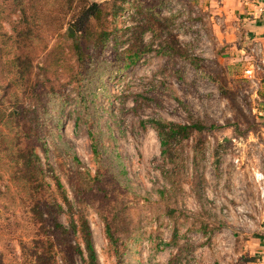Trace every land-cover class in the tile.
<instances>
[{"label": "rangeland", "instance_id": "374dc122", "mask_svg": "<svg viewBox=\"0 0 264 264\" xmlns=\"http://www.w3.org/2000/svg\"><path fill=\"white\" fill-rule=\"evenodd\" d=\"M23 1L29 24L0 0V264H88L70 230L79 218L97 264H236L225 262L232 249L262 223L264 86L245 78L250 40L234 17L208 0H88L99 14L83 26L81 0ZM13 112L38 119L65 232L45 207L43 229L34 223L30 192L10 175ZM150 120L199 129L171 161Z\"/></svg>", "mask_w": 264, "mask_h": 264}, {"label": "trees", "instance_id": "16d2710c", "mask_svg": "<svg viewBox=\"0 0 264 264\" xmlns=\"http://www.w3.org/2000/svg\"><path fill=\"white\" fill-rule=\"evenodd\" d=\"M81 2L83 3V7L80 8L79 15L82 18L81 23L83 25L87 22L89 18L93 16L94 18L97 17L99 14V10L98 5L96 3L89 5L88 0H81ZM13 3L17 6V8H23V0H13ZM66 5V8H68L71 5V2L66 3ZM22 10V16L24 17L25 22L29 24L28 20L26 19L25 11L24 9ZM35 22L36 18L31 19V23L33 25L35 24ZM22 35L23 34L18 33V35L16 36L20 37ZM26 36L29 38L28 35ZM102 38L105 42L106 37L103 36H99L97 40L102 43ZM74 51L77 60L83 62L84 50H82L81 44L79 45V43H76L74 45ZM137 59L138 57L131 59V63H135ZM16 60L18 64L17 80H21L24 77V71L21 69V67L26 68V64L23 65L22 63H20L19 65L21 56ZM193 62L194 66H196L195 62H197V60H194ZM10 120L15 121L17 129H20V132L17 133L14 139L18 143V146L14 150L13 154L9 155L11 157V162L16 164L13 171H11L10 175L14 181L21 184L20 186H22V188L26 192H30L31 194L30 201L27 202V207L29 209L28 213L34 223L39 225L43 229L44 218L43 212L40 210V208H47V212H52L54 214V217L52 219L54 229L65 232L63 226L57 222L55 217L66 213H64L62 205L57 202V196L52 191L51 186L46 181L45 169L42 164L40 155L34 145V143H40L41 151L44 154H47L46 142L44 138L41 137L39 129L37 128L38 119L34 114L33 117L28 118L21 117L19 112H13L10 113ZM148 123L154 129L160 141L162 157L166 160L171 161H174V156H177V152L179 149L178 145H180V143L184 140H189L193 132L199 129V127L195 125H180L159 120H150L148 121ZM54 182L57 191L59 192V197L63 201V204L66 205L67 199L64 196L63 188L61 187L59 181L55 179ZM70 230L74 234H77L83 242L84 253L86 254L88 264H97V258L94 247L92 245L91 232L88 223L82 218H79L78 220L71 219ZM106 235L110 243L113 245L115 251H117L116 241L114 240L113 234L111 233V229L109 228V226L106 227ZM77 253L78 255H80L81 258L83 257V252L80 250V248H77Z\"/></svg>", "mask_w": 264, "mask_h": 264}, {"label": "crops", "instance_id": "0c3cea01", "mask_svg": "<svg viewBox=\"0 0 264 264\" xmlns=\"http://www.w3.org/2000/svg\"><path fill=\"white\" fill-rule=\"evenodd\" d=\"M208 1L218 6L219 14L226 17V22L234 17L244 39L250 40V47L247 48L250 55L248 59L251 62L255 61L251 54L254 48L260 50V55L264 58V0ZM262 83L264 86V81ZM260 217L262 223L257 227L258 236L244 243L241 254H237L233 248L231 251L233 257H228L229 260L225 261L226 263L236 262L237 264L239 261L240 264H264V210Z\"/></svg>", "mask_w": 264, "mask_h": 264}, {"label": "built area", "instance_id": "2783aa9c", "mask_svg": "<svg viewBox=\"0 0 264 264\" xmlns=\"http://www.w3.org/2000/svg\"><path fill=\"white\" fill-rule=\"evenodd\" d=\"M252 56H255V61L250 63L249 69L245 70V78L249 79L253 84H259L264 81V58L260 55V50L254 48ZM257 81L259 83H257ZM257 181L262 184L260 186V196L264 199V176L259 174L256 176Z\"/></svg>", "mask_w": 264, "mask_h": 264}, {"label": "water", "instance_id": "95a60500", "mask_svg": "<svg viewBox=\"0 0 264 264\" xmlns=\"http://www.w3.org/2000/svg\"><path fill=\"white\" fill-rule=\"evenodd\" d=\"M98 1H105V0H98Z\"/></svg>", "mask_w": 264, "mask_h": 264}]
</instances>
